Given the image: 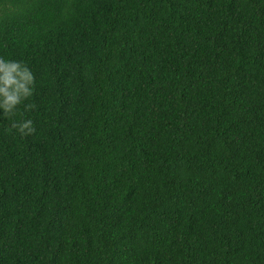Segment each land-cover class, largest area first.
<instances>
[{"label": "trees", "instance_id": "16d2710c", "mask_svg": "<svg viewBox=\"0 0 264 264\" xmlns=\"http://www.w3.org/2000/svg\"><path fill=\"white\" fill-rule=\"evenodd\" d=\"M0 58V264H264V0H0Z\"/></svg>", "mask_w": 264, "mask_h": 264}, {"label": "clouds", "instance_id": "9594fccd", "mask_svg": "<svg viewBox=\"0 0 264 264\" xmlns=\"http://www.w3.org/2000/svg\"><path fill=\"white\" fill-rule=\"evenodd\" d=\"M33 77L29 69L19 61L0 58V114L15 115L17 106L32 94ZM21 134L34 131L30 119L13 122Z\"/></svg>", "mask_w": 264, "mask_h": 264}]
</instances>
